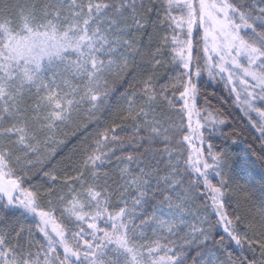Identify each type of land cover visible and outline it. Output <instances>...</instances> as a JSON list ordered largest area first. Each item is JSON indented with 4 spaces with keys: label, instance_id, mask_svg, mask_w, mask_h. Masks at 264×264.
Returning <instances> with one entry per match:
<instances>
[{
    "label": "snow or ice",
    "instance_id": "1",
    "mask_svg": "<svg viewBox=\"0 0 264 264\" xmlns=\"http://www.w3.org/2000/svg\"><path fill=\"white\" fill-rule=\"evenodd\" d=\"M150 24L167 32L145 48ZM165 52L177 74L160 83ZM203 72L230 87L264 161V0H0V264H186L193 247L191 264H264V173L245 161L232 192L228 149L209 142L205 153L202 129L219 131L226 121L197 107ZM125 83L132 91L119 93L124 109L83 143L76 174L59 192L47 189L45 208L24 178L34 169L55 185L58 132L97 120ZM177 92L183 104L172 116ZM257 184L259 203L241 231L225 197L252 188V199ZM195 194L210 201L215 223L193 210ZM217 226L224 235L209 247ZM230 242L246 245L252 259L221 260L217 249Z\"/></svg>",
    "mask_w": 264,
    "mask_h": 264
},
{
    "label": "trees",
    "instance_id": "2",
    "mask_svg": "<svg viewBox=\"0 0 264 264\" xmlns=\"http://www.w3.org/2000/svg\"><path fill=\"white\" fill-rule=\"evenodd\" d=\"M11 3H19L26 4L32 2V0H10ZM153 20L156 19V13L153 12L150 14ZM145 35L141 37L145 48H154L158 42L159 38L163 36L167 32V25H159L157 24L155 28L151 26V24L144 30ZM152 36L151 44H149L148 36ZM199 36H197V39ZM202 55V53H201ZM169 57L167 52H165L162 57V64L158 67L157 72L160 77V83H164L169 81L170 78L175 77L177 74L176 69L171 66H166ZM149 70H151L149 68ZM198 88H199V96H198V104L197 107L204 109L207 108L208 111L218 112L219 115L225 119V124L219 126V131H213L212 128L205 129L204 136L205 142L202 145L205 153L207 152L208 143L211 142L216 150L221 148H227L230 157V163L232 165V175L230 179V189L232 192H235V186L237 180L243 176L240 173L238 162L240 160V154H242L247 161L254 167L256 171L257 177L261 173H264V168L261 167L264 164V161L257 159V156L261 152V144L259 133L255 131L251 127L248 121V117L244 115L239 107H237L235 103V97L230 92V87L225 88L224 82L220 81L219 78L213 81L211 80L206 72H203L201 77L197 80ZM118 87V92L115 95L109 97L111 108L101 111L97 114V120L92 122H86L82 118L78 119L75 124L69 125L65 127L63 130L59 131L57 134L58 140H63L64 143L60 144L56 147V154L53 157L51 164L56 165V172L59 176L55 185H52L51 182L47 180L46 177H43L42 173H36L35 170H30L28 176L24 178L23 187L35 190L36 188L42 193L41 204L47 208V196L43 195L46 193L49 187H52L54 191L59 192L62 188L63 179L69 175H75L76 173L72 169V163L78 161L81 158L82 145L84 142L90 143L92 138L95 136L98 130H102L106 126H110L113 119L122 112L125 107L126 100L118 99L119 93L125 92L126 90L130 93L132 91L131 88L125 83L123 87ZM182 90V89H180ZM169 95H171V90L169 91ZM209 102L207 105L205 104V99ZM176 102V110L170 113L172 116L176 115V111L179 110V107L183 104V101L179 100L178 92L175 97H173ZM206 112V111H202ZM120 121L117 120V123ZM83 123H87V128H83L80 125ZM185 132L186 123H185ZM224 133L227 135V139H225ZM122 136L127 137L131 134V128H125L124 131L120 133ZM87 138V139H85ZM232 138L236 139V143L232 144ZM55 146V145H54ZM201 146V145H200ZM251 146V147H249ZM185 153L184 158L187 157L188 150L187 144L184 145ZM255 152L256 155L252 153ZM119 154V153H118ZM234 157H236L234 159ZM51 166V165H50ZM109 173L111 179L109 183H112V180L118 179L115 172L112 171V168L109 167ZM189 178L188 174H185V180ZM212 182L218 183V178L214 175L212 176ZM114 186V185H113ZM201 191H203V185H200ZM259 185H256V192L253 195L252 199H246V193L253 192L252 188L244 189L242 192L236 194H229L225 197L226 203V211L231 215H240L242 217V222L240 225L241 231H244L243 224L252 218V213L255 211V206L259 203V194H258ZM66 192L67 189H64ZM195 200L192 203L193 210L197 212L198 215L203 217L205 214L208 215L210 221L215 223L216 216L210 207V201L206 199L204 195L195 194ZM113 201L115 202V197H113ZM207 203L208 207L205 206ZM147 211H151V208H147ZM57 215L59 213L57 212ZM143 218V217H141ZM13 218L11 215L8 216L7 221H11ZM139 221H137L138 223ZM31 223L33 232L35 234V239L43 242V237L40 235L38 231H36L35 224L37 223L35 220H29L26 222ZM102 224V222H101ZM18 226V225H17ZM103 226V224H102ZM206 226V225H205ZM86 227V225H85ZM220 235H224L222 228L219 226L212 233L213 239L209 242V247H214L215 240L219 239ZM251 235V233H250ZM149 238H152L151 230L148 231ZM199 251L198 248H189L187 250V261L186 264H191V257L195 255V252ZM231 253L232 257L238 262L245 257L247 259H252L253 254L248 250L245 245L243 251L237 248L234 243H228L226 249L219 250L217 249V255L221 260H226L228 258V254Z\"/></svg>",
    "mask_w": 264,
    "mask_h": 264
},
{
    "label": "rangeland",
    "instance_id": "3",
    "mask_svg": "<svg viewBox=\"0 0 264 264\" xmlns=\"http://www.w3.org/2000/svg\"><path fill=\"white\" fill-rule=\"evenodd\" d=\"M204 115H207V112H202V113H201V116H202V117H203ZM185 123H186V129H187V122H186V120H185ZM207 128H211V127H206V128H204V129H202V131H204V130L207 129ZM196 144H197V146H200V144H199L198 141L196 142ZM240 155H241V156H240V160H239V162H238V166H239L240 173H241L242 175H244L242 169L245 168V161H247V159H246L242 154H240ZM235 158H236V157H234V159H235ZM247 163H248L249 166H252L248 161H247ZM254 171H255V170H254ZM255 173H256V171H255ZM192 208H193V205H192ZM36 222H38V221H36Z\"/></svg>",
    "mask_w": 264,
    "mask_h": 264
}]
</instances>
